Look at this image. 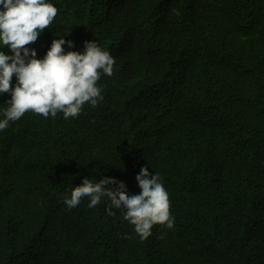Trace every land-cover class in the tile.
Returning <instances> with one entry per match:
<instances>
[{
	"label": "trees",
	"instance_id": "16d2710c",
	"mask_svg": "<svg viewBox=\"0 0 264 264\" xmlns=\"http://www.w3.org/2000/svg\"><path fill=\"white\" fill-rule=\"evenodd\" d=\"M51 2L37 58L64 36L116 64L95 108L0 132V264H264V0ZM141 167L169 192L173 228L142 240L108 201L63 203L84 177L138 194Z\"/></svg>",
	"mask_w": 264,
	"mask_h": 264
},
{
	"label": "clouds",
	"instance_id": "9594fccd",
	"mask_svg": "<svg viewBox=\"0 0 264 264\" xmlns=\"http://www.w3.org/2000/svg\"><path fill=\"white\" fill-rule=\"evenodd\" d=\"M57 14L51 0H0V96H10L0 109V132L26 112L45 118L62 114L67 120L77 118L86 104L95 108L103 100L98 81L114 74L116 60L95 40L84 41L81 51H65L63 46L72 48L73 42L59 36L42 58L29 46L52 27ZM135 179L141 191L127 194L124 184L84 177L81 184L66 190L63 203L71 210L86 199L87 207L94 209L108 201V214L115 218L116 212H122L142 240L152 235L154 225L173 228L176 218L159 175L141 167Z\"/></svg>",
	"mask_w": 264,
	"mask_h": 264
}]
</instances>
